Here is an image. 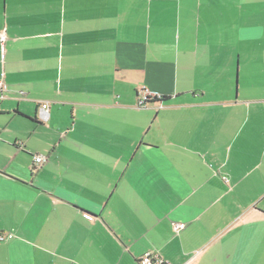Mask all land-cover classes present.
Masks as SVG:
<instances>
[{
	"label": "crops",
	"instance_id": "0c3cea01",
	"mask_svg": "<svg viewBox=\"0 0 264 264\" xmlns=\"http://www.w3.org/2000/svg\"><path fill=\"white\" fill-rule=\"evenodd\" d=\"M0 32V264H264V0H0Z\"/></svg>",
	"mask_w": 264,
	"mask_h": 264
},
{
	"label": "built area",
	"instance_id": "2783aa9c",
	"mask_svg": "<svg viewBox=\"0 0 264 264\" xmlns=\"http://www.w3.org/2000/svg\"><path fill=\"white\" fill-rule=\"evenodd\" d=\"M6 39L5 33L0 32V40L3 42ZM6 89V84L2 79H0V97L2 98L4 95L2 94V91ZM157 95H151L147 89H144L141 91L140 95L137 98V105L139 107L146 106V104L151 101L152 99L157 98ZM46 109L44 107L40 108L41 116L44 118ZM45 161V157L42 155H34V162L35 166L41 165ZM182 225L178 224L177 227L180 228ZM177 228V229H178ZM13 237L12 233H0V240L4 239H10ZM138 263L139 264H163V261L159 259L154 253L147 251L143 253L139 258H138Z\"/></svg>",
	"mask_w": 264,
	"mask_h": 264
},
{
	"label": "trees",
	"instance_id": "16d2710c",
	"mask_svg": "<svg viewBox=\"0 0 264 264\" xmlns=\"http://www.w3.org/2000/svg\"><path fill=\"white\" fill-rule=\"evenodd\" d=\"M159 101H162V99H159Z\"/></svg>",
	"mask_w": 264,
	"mask_h": 264
}]
</instances>
